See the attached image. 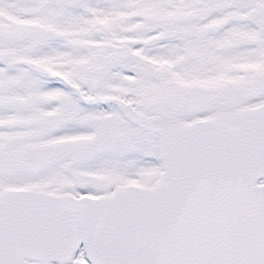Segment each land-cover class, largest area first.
Returning a JSON list of instances; mask_svg holds the SVG:
<instances>
[{
    "label": "snow or ice",
    "instance_id": "6c2138e0",
    "mask_svg": "<svg viewBox=\"0 0 264 264\" xmlns=\"http://www.w3.org/2000/svg\"><path fill=\"white\" fill-rule=\"evenodd\" d=\"M0 264H264V0H0Z\"/></svg>",
    "mask_w": 264,
    "mask_h": 264
}]
</instances>
